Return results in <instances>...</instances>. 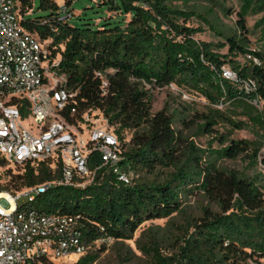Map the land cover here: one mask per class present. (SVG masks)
Masks as SVG:
<instances>
[{"label": "trees", "instance_id": "obj_1", "mask_svg": "<svg viewBox=\"0 0 264 264\" xmlns=\"http://www.w3.org/2000/svg\"><path fill=\"white\" fill-rule=\"evenodd\" d=\"M19 1L22 24L49 40L52 55L60 57L59 70L77 92L79 111L101 109L122 144L126 132H133L132 146L122 150L118 164L119 170L133 174L131 183L120 180L95 151L88 164L95 171L93 183L85 188L51 184L30 206L79 217L82 230L93 239L105 235L128 239L144 221L178 212L184 194L204 193L220 211L206 209L174 255L165 256L155 247L154 264L260 262L264 258V172L227 169L217 161L244 155L250 166H264V52L251 47L247 24L248 17L259 16L253 32L264 46V0H239L237 11L225 0H101L99 5L112 13L105 14L97 27L72 24L69 5L74 0L64 5L38 0L36 6L35 0ZM218 8L227 15L236 13L233 29H223ZM193 20L223 40L198 39L203 27ZM225 47L228 51L221 52ZM239 55H250L249 63L241 64ZM227 64L237 71L238 81L223 75ZM106 69L113 73L108 74L110 85L103 95L97 73ZM251 78L256 86L249 91L243 82ZM144 81L159 87L174 82L206 98L208 112L196 115L202 120L201 130L213 131L224 122L237 129L253 126L261 134L230 140L228 134H219L220 149H200L174 127L175 114L168 107L152 112ZM207 153L213 158L205 159ZM165 169L161 181H135L141 171ZM60 177L59 164L52 169L45 161L37 166L29 162L24 171L12 173L0 190L16 192ZM97 257L98 252H90L75 264H94Z\"/></svg>", "mask_w": 264, "mask_h": 264}, {"label": "built area", "instance_id": "obj_2", "mask_svg": "<svg viewBox=\"0 0 264 264\" xmlns=\"http://www.w3.org/2000/svg\"><path fill=\"white\" fill-rule=\"evenodd\" d=\"M20 10L19 0H0V185L7 168L22 172L29 162L37 166L45 161L52 169L59 164L61 177L16 192L0 190V264H75L93 244L114 238L93 239L82 230L79 217L39 211L30 203L51 184L85 188L93 183L95 171L88 164L95 151L120 180L131 183L133 174L118 169L122 144L115 126L101 109L79 111L77 92L59 70L60 57L52 55L49 40L22 24ZM223 70L226 78L238 81L236 72L226 66ZM109 73L113 70L97 73L103 95ZM149 86L144 81V88ZM243 86L254 90L256 82L247 79ZM154 87L178 91L184 98L191 95L190 88L174 82Z\"/></svg>", "mask_w": 264, "mask_h": 264}, {"label": "rangeland", "instance_id": "obj_3", "mask_svg": "<svg viewBox=\"0 0 264 264\" xmlns=\"http://www.w3.org/2000/svg\"><path fill=\"white\" fill-rule=\"evenodd\" d=\"M59 5L67 4L68 0H56ZM228 7L239 10V0H225ZM101 0H74L70 2L69 8L73 10V15L70 18L72 24L82 25L90 23L92 27H97V24L101 21V18L105 14L110 15L112 12L104 9L99 3ZM38 0H35L34 4L37 5ZM217 16L221 23H223V29L234 28L236 25L237 15L235 12L227 15L223 10L218 8L216 10ZM259 16H250L247 18V24L251 33L248 37L251 42V47L257 51L264 52V46L260 40H258V34L253 32V26ZM195 25L203 27V31L198 33L196 37L206 41H222L223 38L214 33L208 26L193 20ZM223 53L228 51V48H222L220 50ZM236 59L241 64L249 63V56L239 55ZM226 67L233 72L237 71L227 64ZM148 91L152 98V112L155 113L164 107H168L171 113L175 114L174 127L181 131L186 139L193 142L196 147L200 149H206L207 152L211 149H220L223 144L216 138L219 134H228L230 139L250 138L254 139L259 137L258 130L253 126H248L244 129L234 128L228 123L221 122L214 127L213 131H205L199 129V124L202 120L196 118L198 113H207L210 103L201 95L193 94L189 98H184L178 91L163 87L158 88L149 86ZM264 101L262 102V104ZM132 134L133 132H126L123 151L128 150L132 146ZM264 151V148L262 149ZM212 155L208 153L205 155V159H212ZM218 166L235 169L239 171H246L250 174H255L258 171L264 172V166L259 164L257 166H250L248 157L240 155L236 158H220L217 161ZM8 169V168H7ZM7 169L3 172L1 178L4 183L10 179L13 168L10 171ZM168 170L157 171L155 173H149L147 171H141L136 175L135 181H161ZM95 180V177H94ZM264 185V180H262ZM219 212L220 207L209 199L204 193H190L183 195V202L178 212L173 213L168 217L149 219L144 221L134 232L132 238L113 239L112 242L105 244L101 241L92 245L90 252H98L97 260L94 264H154L152 254L155 252V247H158L162 254L165 256L174 255L178 252L177 245L183 238L195 229L196 222L201 221L205 214V210ZM264 264V258H262ZM44 264H50L44 262Z\"/></svg>", "mask_w": 264, "mask_h": 264}]
</instances>
